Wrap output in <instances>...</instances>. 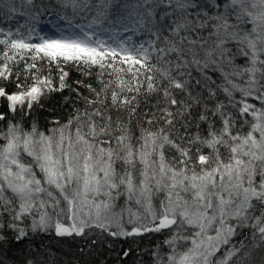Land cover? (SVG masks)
<instances>
[{
    "label": "snow or ice",
    "instance_id": "snow-or-ice-1",
    "mask_svg": "<svg viewBox=\"0 0 264 264\" xmlns=\"http://www.w3.org/2000/svg\"><path fill=\"white\" fill-rule=\"evenodd\" d=\"M23 3L0 0L34 22L0 27V247L169 230L154 264H264V0H54L91 16L58 35ZM65 89L82 106L26 127Z\"/></svg>",
    "mask_w": 264,
    "mask_h": 264
},
{
    "label": "trees",
    "instance_id": "trees-1",
    "mask_svg": "<svg viewBox=\"0 0 264 264\" xmlns=\"http://www.w3.org/2000/svg\"><path fill=\"white\" fill-rule=\"evenodd\" d=\"M36 4L51 5L49 10L40 16V23L37 25L38 30L43 29L45 23L52 21V18L61 15H67L73 24L87 23V20L91 18L86 13L73 15L71 9H62L54 3V0H36ZM17 7L22 12L36 10L23 3V0H17ZM26 23L34 22L29 21L27 15L17 13L12 18H8L0 14V27L2 28L15 30ZM22 30L24 29L22 28ZM193 74L196 75L195 72ZM210 74L213 75V79L217 83L220 82L219 73ZM77 79H85V77L74 70L71 71L69 83L75 86L74 81ZM87 82L93 83L94 87L99 86L95 82V77L87 78ZM8 90L14 91V85L9 84ZM82 91L84 90L82 89ZM64 97H70V101L65 103ZM220 99H224V97L221 96ZM42 103L44 105L42 108L34 106L31 115L25 118L26 127L31 121H35L41 131H47L52 126L51 121L60 120L63 123L67 120L72 112V103H75L76 106H82V101H77L75 93L70 89H65L62 93H53L50 99ZM141 108H144L143 103ZM2 110H4L3 101H0V111ZM168 231L145 233L142 236H131L127 239L108 234L107 237L97 236L87 240H85L87 233L79 237H58L51 231L35 235L30 232L29 237L19 243H3L0 247V264H26L28 260L33 261V264H154L152 253L155 251L156 245L167 238ZM125 251L129 253L127 256L123 255Z\"/></svg>",
    "mask_w": 264,
    "mask_h": 264
},
{
    "label": "rangeland",
    "instance_id": "rangeland-1",
    "mask_svg": "<svg viewBox=\"0 0 264 264\" xmlns=\"http://www.w3.org/2000/svg\"><path fill=\"white\" fill-rule=\"evenodd\" d=\"M55 23L59 25L60 30L61 29H67L69 27L67 25V22L64 21V20H61L60 18H56L55 19ZM49 31H51V35H56L52 30H49ZM123 203H124V197H120V199L117 201V210H119V208L123 205ZM85 233H87V238H85V240L92 239V238H95L97 236L107 237L106 235H108L107 232H103L100 229H95V228H93V229H86L85 230ZM35 234H38V233H35ZM35 234H33V235H35ZM28 237H29V235H28ZM73 237H79V236H76L75 234H73ZM117 238L127 239L128 237H117ZM236 239H239V237L234 238V241ZM158 245H161V250H163L162 243H159Z\"/></svg>",
    "mask_w": 264,
    "mask_h": 264
},
{
    "label": "bare ground",
    "instance_id": "bare-ground-1",
    "mask_svg": "<svg viewBox=\"0 0 264 264\" xmlns=\"http://www.w3.org/2000/svg\"><path fill=\"white\" fill-rule=\"evenodd\" d=\"M45 26V25H44Z\"/></svg>",
    "mask_w": 264,
    "mask_h": 264
}]
</instances>
